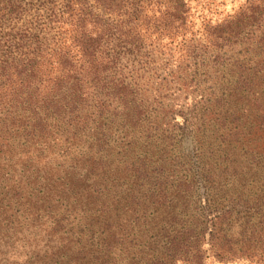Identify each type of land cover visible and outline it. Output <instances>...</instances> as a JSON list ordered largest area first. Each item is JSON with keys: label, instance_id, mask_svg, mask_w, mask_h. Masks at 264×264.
Instances as JSON below:
<instances>
[{"label": "trees", "instance_id": "obj_1", "mask_svg": "<svg viewBox=\"0 0 264 264\" xmlns=\"http://www.w3.org/2000/svg\"><path fill=\"white\" fill-rule=\"evenodd\" d=\"M163 146L182 170L153 160ZM262 161L264 0H0V264L21 217L77 210V183L100 204L84 225L38 223L56 242L50 264L86 245L119 264L129 230L155 244L134 264H264ZM118 168L131 183L156 175L127 193L152 222L110 218Z\"/></svg>", "mask_w": 264, "mask_h": 264}, {"label": "rangeland", "instance_id": "obj_2", "mask_svg": "<svg viewBox=\"0 0 264 264\" xmlns=\"http://www.w3.org/2000/svg\"><path fill=\"white\" fill-rule=\"evenodd\" d=\"M231 6L228 5L227 9L230 8ZM189 146V143L188 145ZM164 148L163 147H155V155L153 157V160L158 161L161 160L160 157H163V159H168L169 162H171V165L174 164L175 166H177L179 169L182 170V167L180 166V164L178 163L181 159H173L172 156V150L170 146H167L165 148V150H162ZM190 149V148H189ZM224 158L226 159V163L229 164H233L235 165V163H237L238 159H241L240 157H236L232 152L224 155ZM125 160V157H124ZM163 161V160H162ZM243 161H245L244 165H247V168H244L245 171H250V167L251 165L255 162L249 163L246 159H244ZM154 162V161H153ZM261 164L264 165V161L261 162ZM243 165V166H244ZM120 170V171H119ZM253 173H257L255 171H252ZM95 173V172H94ZM94 173H90L89 175V179L87 182V186L92 184V181L95 180V174ZM264 174V172H259L258 174H261L260 177L256 175V178H260L262 179V175ZM113 174V173H112ZM128 172L127 171H123L121 169H117V179L115 181V183L112 182V180L114 179V177H109L107 183H108V195L107 198L105 199L106 204L109 206V211L108 212H113L112 214H110V218L111 219H115L118 220V222L120 223H124L127 225H130L132 222H135L137 220L139 221H143V220H147V221H151L153 220V216H150L149 219H146V217L142 214L144 213L143 211H145L146 213H148L150 211H153L155 209H153V207H149V209H145V205H150V203L148 204V202H145L143 205H140L142 202H140L139 205H134L132 208L134 209V212L132 211L131 206L127 207V205L129 204V198L127 197V193L130 187L134 188L135 190H139L142 194L144 192H146L151 186H154L157 178L156 175H153L151 179H147L146 182L143 181H139L140 184L144 183V186L140 187V184L137 183H131V178L130 176H128ZM247 182H249V177L247 176ZM139 180V179H138ZM251 181V179H250ZM259 182V180L257 181ZM262 182V181H260ZM258 183V185L262 184V183ZM104 183V182H103ZM84 184L82 183H77L74 188L75 191L78 193V197H82V202H78L76 204L77 210H78V215L76 213L77 210H72L70 212H66L64 210H62V207L59 205V207H56L51 214H43L45 215V218L40 220V221H36L34 218L32 217H21L20 218V224L15 226L14 230H10L8 232H6L5 237H3L4 240L8 241V245H9V249L4 253V255H12L13 260H4L5 262L3 264H23L26 260L29 261H33V262H39V260H41V262L39 264H50V262H52L50 260L51 257V249L54 247L55 249V245L56 242L47 235V233L43 230V226H39L38 223L41 221H44L45 219H50L52 221L53 216L56 214V217H59L60 215H62L63 217L66 218V220L64 221V223L66 224V222L68 221V224L73 222L74 224H72V227H76L75 225L78 223V221L80 223H83V225L86 223V221H89L90 219L87 218L88 215H90L91 211H89V209H93L94 210L98 207V205L100 204L99 200L97 199V194L94 193L93 197H91V201L89 203H85L84 200H86V194H84L83 196H81L80 194L82 193ZM90 190V189H89ZM253 191H256V189H253ZM249 193V192H247ZM140 195V194H139ZM145 195V194H144ZM2 197V195H0V198ZM117 200V201H115ZM148 200V199H146ZM185 201V200H184ZM5 202H2L0 200V205H3ZM183 201L179 202V209L183 208ZM191 206V205H190ZM189 206V207H190ZM129 208H131V210H129ZM71 209V208H70ZM120 209V210H117ZM115 210V211H113ZM23 211V208H22ZM93 211V210H92ZM162 211V210H160ZM93 213V212H92ZM116 213H119L121 215V217H118ZM52 215V216H51ZM141 215H143V217H145V219H140ZM51 216V217H50ZM165 215L156 217L155 219L159 220L161 217H163ZM162 219V218H161ZM93 230H95V232L97 231L96 227L91 226ZM2 231H5L4 225L1 227ZM129 238L128 241H126L125 246H122V253L121 254V261L119 262V264H134V262H142L143 258L145 257V254L150 252V248H148V245H155L154 244V240H152L150 237L148 236H142V237H137V234H134V230H129ZM90 232H87V235L89 236ZM128 235V233H127ZM136 235V236H135ZM56 239L59 238L58 235L55 236ZM72 244V243H71ZM78 247L75 246L74 250H77ZM80 248L78 249L77 253L76 252H71L74 254L73 255V259L69 264H102V261H95L94 260V254L93 251H95V248L90 247L88 245H86L85 251L80 254L79 253ZM93 250V251H92ZM55 251V250H54ZM79 256H82L81 258H78ZM136 256H140V258H137ZM0 257L2 258V255L0 254ZM32 257V258H30ZM137 258L135 260L132 261V259ZM142 257V258H141ZM30 258V259H29ZM79 260V261H78ZM109 261V260H107ZM107 264V263H106ZM207 264H255L254 262L251 261H237V262H233V263H220V262H214L212 260H209Z\"/></svg>", "mask_w": 264, "mask_h": 264}]
</instances>
